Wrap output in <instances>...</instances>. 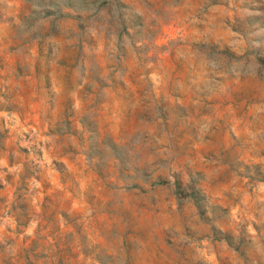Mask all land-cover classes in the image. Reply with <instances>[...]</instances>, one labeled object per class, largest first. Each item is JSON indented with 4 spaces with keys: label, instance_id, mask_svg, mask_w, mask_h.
I'll return each mask as SVG.
<instances>
[{
    "label": "rangeland",
    "instance_id": "obj_1",
    "mask_svg": "<svg viewBox=\"0 0 264 264\" xmlns=\"http://www.w3.org/2000/svg\"><path fill=\"white\" fill-rule=\"evenodd\" d=\"M0 264H264V0H0Z\"/></svg>",
    "mask_w": 264,
    "mask_h": 264
}]
</instances>
